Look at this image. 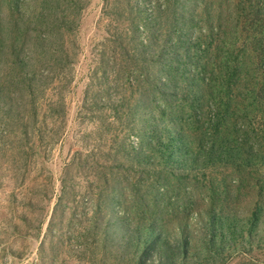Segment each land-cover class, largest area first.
<instances>
[{"label": "trees", "instance_id": "1", "mask_svg": "<svg viewBox=\"0 0 264 264\" xmlns=\"http://www.w3.org/2000/svg\"><path fill=\"white\" fill-rule=\"evenodd\" d=\"M197 1L188 10L183 0H156L146 15L136 0H104L109 27L90 78L110 97L90 105L87 90L83 106L108 108L125 127L113 149L122 157L100 163L118 181L133 175L135 199L127 204L124 194L118 202L123 234H112L117 264H264L233 262L264 253V0ZM89 2L0 0V132L26 136L21 148L31 129L46 142L45 114L53 124L48 142L63 133ZM158 65L166 77L154 74ZM127 132L142 137L141 149ZM103 176L109 186V172ZM158 180L202 186L208 204L190 208L185 188L179 210L150 206L145 193ZM161 213L182 216L165 219L166 228ZM101 218L112 223L109 213Z\"/></svg>", "mask_w": 264, "mask_h": 264}, {"label": "rangeland", "instance_id": "2", "mask_svg": "<svg viewBox=\"0 0 264 264\" xmlns=\"http://www.w3.org/2000/svg\"><path fill=\"white\" fill-rule=\"evenodd\" d=\"M136 1L144 14H153L156 0ZM197 2L183 0L188 4V10ZM103 7L104 0H90L82 12L78 29L80 52L74 67V81L66 92L68 111L60 138L48 142L46 130L53 124L46 114L42 118L46 125L39 127L46 142H40L37 131L31 129L28 146L21 148L19 145L24 143L22 138L26 136L20 133L6 136L0 132V264H117L112 255L117 250L112 234L115 232L120 238L123 234L117 224L120 223L118 202L124 194L128 197L127 204H132L135 199L131 189L133 175L128 173L118 181L120 174L110 173L100 163L110 164L122 157L113 149L124 135L125 127L118 118L111 116L110 109L99 106L86 109L83 106L87 90L90 105L94 100L101 105L103 97H110L98 93L103 90V83L90 78L109 27ZM194 30L191 26L189 32ZM154 74L167 76L162 65H158ZM111 95L115 96V93ZM162 121H166V115ZM127 133L130 142L141 149L142 137L140 140L136 134ZM105 152H114L115 157L104 156ZM104 171L109 172V186L103 182ZM211 174L218 175L216 172ZM224 175L229 179L237 174L224 172ZM194 185L190 183L183 188L177 183L158 180L153 191L145 195L150 206L166 211L179 210L185 199L181 194L186 188L190 192L186 198L188 206L204 208L209 200L208 191ZM105 192L109 193L106 204L102 199ZM168 199L171 202L168 203ZM108 213L112 223L106 224L101 216ZM160 216L164 221L182 214L161 213ZM164 222L166 228H171V223ZM254 257L264 260V253H240L234 256L233 262L249 261Z\"/></svg>", "mask_w": 264, "mask_h": 264}]
</instances>
